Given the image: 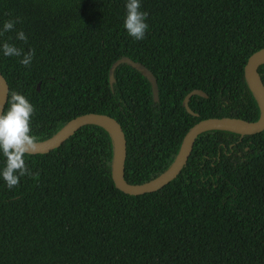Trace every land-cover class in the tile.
Here are the masks:
<instances>
[{"label": "trees", "instance_id": "trees-1", "mask_svg": "<svg viewBox=\"0 0 264 264\" xmlns=\"http://www.w3.org/2000/svg\"><path fill=\"white\" fill-rule=\"evenodd\" d=\"M126 2L0 0V32L19 20L0 35V72L8 100L18 92L34 106L38 141L81 114L116 118L125 178L138 184L169 168L201 119L260 118L245 65L264 47V0H140L149 25L140 41L123 27ZM21 30L26 43L16 39ZM5 42L34 49L31 66L5 57ZM123 56L154 73L158 101L125 62L111 85ZM258 70L264 82V62ZM193 89L208 94L190 97L197 114L183 105ZM113 154L111 133L89 123L50 152L25 156L34 178L9 190L0 177V264H264V130L200 133L179 175L138 195L115 185Z\"/></svg>", "mask_w": 264, "mask_h": 264}, {"label": "water", "instance_id": "water-1", "mask_svg": "<svg viewBox=\"0 0 264 264\" xmlns=\"http://www.w3.org/2000/svg\"><path fill=\"white\" fill-rule=\"evenodd\" d=\"M124 62L141 71V73L149 79L152 85L154 99L158 101L159 87L156 76L144 64L138 61H134L128 56H123L113 63L110 69L111 85H113L115 81L114 73L116 67ZM263 62L264 47L254 52L249 57L245 65L246 80L253 93L255 94L261 109L260 118L254 121L232 116H213L201 119L200 121L195 123L185 134L180 150L169 168H167L159 176L149 181L134 184L126 180L125 162L127 157V139L125 136V132L122 125L116 118L105 113L89 112L72 118L54 135L45 140L38 141V152L36 153H47L55 149L56 147H59L80 127L86 124H99L105 127L111 133L113 138L114 154L112 163V177L115 185L124 192L134 195L158 190L179 175L182 168L186 165L193 150L195 141L200 133L210 129H227L241 134H254L264 130V82L258 70V66ZM38 89H40V84L38 85ZM194 94L202 96H208V94L202 89H193L185 96L183 105L189 112L197 114L191 109L189 105L190 97ZM8 95V81L0 72V112H2L5 108L8 100Z\"/></svg>", "mask_w": 264, "mask_h": 264}, {"label": "clouds", "instance_id": "clouds-1", "mask_svg": "<svg viewBox=\"0 0 264 264\" xmlns=\"http://www.w3.org/2000/svg\"><path fill=\"white\" fill-rule=\"evenodd\" d=\"M140 0H127L126 16L123 27L127 34L136 41L145 38L149 25L146 23L147 13L140 11ZM19 20H8L3 24V31L9 32L14 29ZM16 39L27 42L25 33L21 30L17 32ZM5 57H21L19 63L22 66L30 67L35 55L34 49H29L23 53L7 42L2 45ZM9 107L6 111L0 112V154L5 158L3 169H0V177L3 178L9 190L19 186L21 177H33L38 173H33L28 167L24 157L38 152V137L31 134V117L35 113L34 106L29 100L18 92H12L10 100L7 101Z\"/></svg>", "mask_w": 264, "mask_h": 264}]
</instances>
